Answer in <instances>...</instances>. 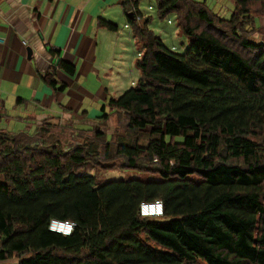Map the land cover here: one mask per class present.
Instances as JSON below:
<instances>
[{"label":"trees","instance_id":"obj_1","mask_svg":"<svg viewBox=\"0 0 264 264\" xmlns=\"http://www.w3.org/2000/svg\"><path fill=\"white\" fill-rule=\"evenodd\" d=\"M156 1L158 16L175 14L191 43L177 55L128 16L142 78L109 103L127 135L113 142L97 132L66 151L45 136L48 127L0 131V261L264 264V42L242 32L253 4L264 18V0H233L228 21L192 0ZM58 67L75 74L71 64ZM44 80L56 86L51 73ZM117 160L157 178L100 185L78 175ZM157 201L162 219L139 216L141 204ZM51 221L72 222L74 231L51 232Z\"/></svg>","mask_w":264,"mask_h":264},{"label":"crops","instance_id":"obj_2","mask_svg":"<svg viewBox=\"0 0 264 264\" xmlns=\"http://www.w3.org/2000/svg\"><path fill=\"white\" fill-rule=\"evenodd\" d=\"M133 1L0 0V131L34 134L38 128L48 127L91 133L100 130L103 124H111L104 119L116 112L110 107V101L132 87L114 98L106 93L103 85L91 95L79 81L91 76L101 83L99 72L107 69V64L101 63L102 57L110 54L116 58L122 52L119 41L123 37L129 40L132 35L138 43L128 23L130 14L136 16L138 26H145L157 37L149 28L152 19L145 18L141 11L143 0H136V6ZM157 17L165 19L158 13ZM102 23L116 29L111 30ZM159 30L166 36L165 30L169 28ZM178 30L182 34L179 27ZM182 46L183 50L188 48L185 43ZM27 49L31 50V57ZM140 56L138 53V59ZM61 61L75 67L73 76L59 69ZM50 73L55 87L44 80ZM86 100L102 103L98 107L102 115L95 114L90 119L84 109ZM104 104L108 105L109 114L104 113L107 111ZM13 259L0 263L14 264Z\"/></svg>","mask_w":264,"mask_h":264},{"label":"rangeland","instance_id":"obj_3","mask_svg":"<svg viewBox=\"0 0 264 264\" xmlns=\"http://www.w3.org/2000/svg\"><path fill=\"white\" fill-rule=\"evenodd\" d=\"M192 1L202 3L211 14L218 16L219 18L225 21L230 20L234 13V3L232 0ZM140 8L141 11L144 12L145 18L152 19L151 24H149V28L154 32V34L158 38L163 41L166 48L177 55H183L185 51L189 48L191 39L186 38L184 35L180 34L177 27V19L175 14L168 15L164 20L158 19L156 13L157 6L155 0H143L140 4ZM251 19L253 20V22L246 26L245 30H242V32H244L243 35L254 44H262L264 42V18L262 17L260 11V4L252 5ZM164 27L169 28V30H165V34L167 37L163 36V34L159 30L163 29ZM120 29L124 30V25ZM184 43L186 47H188L186 48V50H183L182 48V44ZM119 44L122 52L118 54L116 58H114V56L110 54H105L102 57L101 63L107 64V69L106 71L101 69L99 72L101 76V83L96 78L91 79V76L88 80L84 79L83 81H81L80 79V86L85 88L91 95L97 89L98 86L103 85L105 87L106 93L109 96L117 98L120 94L133 87L135 83H137L142 78L140 72L136 68L138 53H142L141 43L139 41L137 43L135 39H132V35H130L129 40L127 37L121 38ZM101 105L102 103L100 102L92 104L91 102H89V100H86L84 104V109L89 113L91 117L90 119H93V116L95 114L102 113L100 108H98ZM104 106H106L107 109V111L104 113L109 114V108L107 107L108 105L104 104ZM109 122L111 124H103L100 130L89 134H80L79 132H73L68 128H48L49 132H47L45 136L47 138H53V142L60 143L64 150L68 151L75 147L81 146L86 142L95 141V134L99 131L105 134V136H107L104 138V140H111L113 142H116V139L118 137L127 135V130L123 129L122 127L125 120L123 119V116L120 113L115 112L114 115L109 117ZM139 136L141 137V134H139ZM145 142L146 141H143V143ZM100 148L101 143H99V149ZM104 166L110 169L105 171L99 170L94 167L92 163H90L83 170L79 171L78 175L96 177L97 182L100 185L117 181H148L155 180L157 178L156 175L149 173V170H151L150 167H147L143 171L138 172L136 170L127 169L124 165V162L119 160L115 161L114 163L106 164ZM13 260L14 264L18 263L17 258H14ZM190 264L206 263L203 260H197L196 262Z\"/></svg>","mask_w":264,"mask_h":264},{"label":"built area","instance_id":"obj_4","mask_svg":"<svg viewBox=\"0 0 264 264\" xmlns=\"http://www.w3.org/2000/svg\"><path fill=\"white\" fill-rule=\"evenodd\" d=\"M2 44V41L0 40V45ZM162 203L161 202H154V203H143L140 205L139 214L143 217H156L159 216L162 213ZM55 225H61L65 226L64 230H62L63 233L67 234L69 233L70 229L66 224H59L54 223ZM73 226V225H72Z\"/></svg>","mask_w":264,"mask_h":264},{"label":"clouds","instance_id":"obj_5","mask_svg":"<svg viewBox=\"0 0 264 264\" xmlns=\"http://www.w3.org/2000/svg\"><path fill=\"white\" fill-rule=\"evenodd\" d=\"M157 202H159V201H157ZM162 203V202H161ZM162 213L159 215V216H156V217H143L142 215H140L139 214V216L141 217V218H144V219H147V220H159V219H162L163 218V216H164V208H163V204H162ZM59 223V224H61V223H63V224H66L68 227H69V229H70V231H69V233H67V234H65V233H63L62 231H59V230H55L54 228H53V226H54V223ZM73 225V226H72ZM74 228H75V224L74 223H72V222H60V221H51V223L49 224V226H48V229H49V231H51V232H54V233H57V234H61V235H63V236H70L71 234H72V232L74 231Z\"/></svg>","mask_w":264,"mask_h":264},{"label":"bare ground","instance_id":"obj_6","mask_svg":"<svg viewBox=\"0 0 264 264\" xmlns=\"http://www.w3.org/2000/svg\"><path fill=\"white\" fill-rule=\"evenodd\" d=\"M64 227H65V226H61V225H55V226H53V228H54L55 230H59V231H62Z\"/></svg>","mask_w":264,"mask_h":264},{"label":"water","instance_id":"obj_7","mask_svg":"<svg viewBox=\"0 0 264 264\" xmlns=\"http://www.w3.org/2000/svg\"><path fill=\"white\" fill-rule=\"evenodd\" d=\"M131 16V15H130ZM27 51H28V55H29V57H31L32 56V52H31V50L30 49H27Z\"/></svg>","mask_w":264,"mask_h":264}]
</instances>
